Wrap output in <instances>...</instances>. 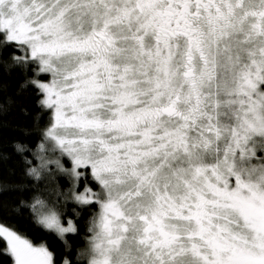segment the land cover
<instances>
[{
	"label": "snow or ice",
	"instance_id": "snow-or-ice-1",
	"mask_svg": "<svg viewBox=\"0 0 264 264\" xmlns=\"http://www.w3.org/2000/svg\"><path fill=\"white\" fill-rule=\"evenodd\" d=\"M0 93V264H264V0H0Z\"/></svg>",
	"mask_w": 264,
	"mask_h": 264
},
{
	"label": "trees",
	"instance_id": "trees-1",
	"mask_svg": "<svg viewBox=\"0 0 264 264\" xmlns=\"http://www.w3.org/2000/svg\"><path fill=\"white\" fill-rule=\"evenodd\" d=\"M5 99V94L4 93H0V101H3ZM13 115H15L14 113H13Z\"/></svg>",
	"mask_w": 264,
	"mask_h": 264
}]
</instances>
